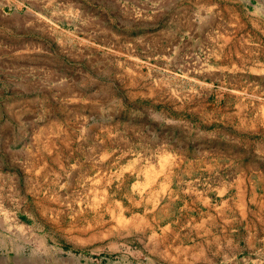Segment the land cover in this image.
I'll list each match as a JSON object with an SVG mask.
<instances>
[{
  "label": "rangeland",
  "instance_id": "rangeland-1",
  "mask_svg": "<svg viewBox=\"0 0 264 264\" xmlns=\"http://www.w3.org/2000/svg\"><path fill=\"white\" fill-rule=\"evenodd\" d=\"M73 1L0 33V264H264V0Z\"/></svg>",
  "mask_w": 264,
  "mask_h": 264
},
{
  "label": "crops",
  "instance_id": "crops-1",
  "mask_svg": "<svg viewBox=\"0 0 264 264\" xmlns=\"http://www.w3.org/2000/svg\"><path fill=\"white\" fill-rule=\"evenodd\" d=\"M102 1L104 4L105 0ZM26 0H0V33L1 32H21L22 40L18 42L17 47L14 52L18 53V57L23 59L25 58L27 45L25 43V33L26 32H58L59 20L62 21L61 17H57L58 5L65 6L66 8V16H72V10L74 6L73 0H32V3L36 5L37 3H45L49 4L51 15L49 24L42 27L41 21L43 15L38 13V10L35 9L34 13H25L22 11V7L25 4ZM90 2V1H89ZM91 3H94L91 1ZM70 13L69 15L67 13ZM55 15V16H53ZM30 21H39L38 24H31Z\"/></svg>",
  "mask_w": 264,
  "mask_h": 264
}]
</instances>
